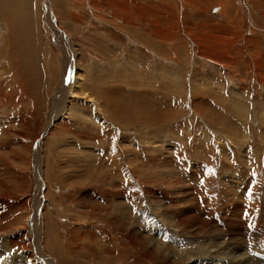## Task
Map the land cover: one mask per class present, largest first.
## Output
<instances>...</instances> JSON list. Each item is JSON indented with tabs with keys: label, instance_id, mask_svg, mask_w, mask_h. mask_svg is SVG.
Instances as JSON below:
<instances>
[{
	"label": "rangeland",
	"instance_id": "rangeland-1",
	"mask_svg": "<svg viewBox=\"0 0 264 264\" xmlns=\"http://www.w3.org/2000/svg\"><path fill=\"white\" fill-rule=\"evenodd\" d=\"M254 249L264 0H0V264Z\"/></svg>",
	"mask_w": 264,
	"mask_h": 264
},
{
	"label": "bare ground",
	"instance_id": "bare-ground-1",
	"mask_svg": "<svg viewBox=\"0 0 264 264\" xmlns=\"http://www.w3.org/2000/svg\"><path fill=\"white\" fill-rule=\"evenodd\" d=\"M78 59V58H77ZM79 60V59H78ZM79 64H81L80 62H77V64H76V66H78L77 68H75V71H74V79H73V89H71V94H70V96L68 97V99H69V103H68V105H70L75 99H77L75 96V92L78 90V89H80V88H83V84H84V76L83 75H80L79 74V69L80 68H82ZM87 94V93H86ZM88 96L90 97V101H92V100H94V99H92L93 97L91 96V95H89L88 94ZM92 97V98H91ZM96 101V100H95ZM103 116V115H102ZM107 121V120H106ZM148 212V211H147ZM212 229V228H211ZM259 235H261V234H259ZM260 237V236H259ZM263 239V238H262ZM234 240V239H233ZM236 240V239H235ZM232 242V241H231ZM235 242V241H234ZM217 244H218V242H217ZM222 244V243H221ZM186 245V244H185ZM228 245V244H227ZM240 245V244H239ZM215 246H216V244H215ZM220 246V245H219ZM226 246V245H225ZM230 246V245H229ZM253 246V245H252ZM223 249H224V247L223 246H221ZM222 248H220V250L222 249ZM229 248V247H228ZM227 248V249H228ZM236 249V248H235ZM248 249V248H247ZM229 250H231V248L229 249ZM256 249H254L253 251L252 250H249V251H244V250H242L243 252H246V255L247 256H245V254L243 253V252H238L237 251V253H234L233 255H232V259H233V261L235 262V263H238V264H248V259H251V258H249V257H251L250 256V254L252 253V252H254ZM257 251V250H256ZM184 252V251H183ZM218 253H220V252H218ZM217 255V254H216ZM220 255H222V254H220ZM219 255V256H220ZM231 255V254H230ZM218 257V256H217ZM223 257V256H222ZM221 256H220V258H222ZM247 257V258H246ZM29 258V257H28ZM211 258V257H210ZM229 258V257H228ZM231 258V257H230ZM212 259V258H211ZM213 259H215L214 258V256H213ZM227 259V258H226ZM216 260V259H215ZM222 260H223V258H222ZM252 260V259H251ZM29 261V260H28ZM219 261V260H218ZM226 261V260H225ZM229 261V260H228ZM231 261V260H230ZM211 262H212V260H211ZM193 263V262H192ZM213 263V262H212ZM215 264V263H214ZM231 264V263H230ZM249 264H251L250 262H249Z\"/></svg>",
	"mask_w": 264,
	"mask_h": 264
}]
</instances>
